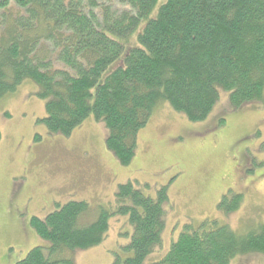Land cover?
<instances>
[{
	"label": "trees",
	"instance_id": "trees-1",
	"mask_svg": "<svg viewBox=\"0 0 264 264\" xmlns=\"http://www.w3.org/2000/svg\"><path fill=\"white\" fill-rule=\"evenodd\" d=\"M156 2L0 0V98L32 80L45 102L38 122L49 133L67 136L92 115L122 166L133 160L137 134L160 102L199 122L217 102V87L229 93L234 109L262 99L264 0H166L148 18ZM143 19L139 45L125 53L114 37L126 39ZM156 193L152 199L131 182L119 184L114 208H101L86 223L83 200L57 204L44 218L32 216L29 226L49 245L32 247L14 264H75L63 253L100 244L113 216H125L132 232L122 247L127 256L111 264H144L164 229L165 187ZM240 201L235 194L226 204L224 196L220 207L230 212ZM251 252L264 255V221L238 234L204 220L184 225L155 264H229Z\"/></svg>",
	"mask_w": 264,
	"mask_h": 264
},
{
	"label": "rangeland",
	"instance_id": "rangeland-1",
	"mask_svg": "<svg viewBox=\"0 0 264 264\" xmlns=\"http://www.w3.org/2000/svg\"><path fill=\"white\" fill-rule=\"evenodd\" d=\"M165 1L157 0L148 18ZM145 22L126 39L114 37L125 53L139 45ZM217 91V102L199 122L158 103L137 134L135 156L127 166L107 151L106 130L92 115L67 136L49 133L38 122L45 116V102L36 96L32 80L1 97L0 264H14L32 247L49 245L29 226L30 217L44 218L57 204L83 200L89 209L81 221L91 222L101 208H114L117 187L126 182L152 199L166 189L161 242L144 264L161 260L186 224L214 220L238 234L255 230L264 221V89L261 100L237 109L230 106L227 91ZM235 194L241 201L226 212L222 197L229 204ZM131 232L125 216H113L100 244L66 250L63 257L75 264H111L116 256H127L122 247ZM229 264H264V255H238Z\"/></svg>",
	"mask_w": 264,
	"mask_h": 264
}]
</instances>
